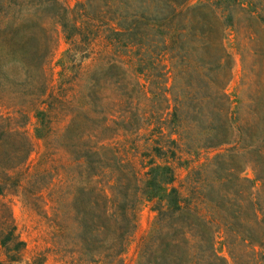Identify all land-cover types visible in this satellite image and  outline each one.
I'll return each instance as SVG.
<instances>
[{
    "label": "trees",
    "instance_id": "trees-1",
    "mask_svg": "<svg viewBox=\"0 0 264 264\" xmlns=\"http://www.w3.org/2000/svg\"><path fill=\"white\" fill-rule=\"evenodd\" d=\"M0 6L8 12L0 29L1 199L22 188L33 139L44 144L68 140L85 115L90 125L77 136L76 158L64 169L85 166L90 194L85 207L94 213L99 204L92 195L101 197L106 225L101 230L109 233L112 227L101 249L119 259L117 264H124L121 255L136 229L139 198L151 201L156 215L139 241V264H237L243 256L246 264H257L258 258L264 264V209L254 202L253 183L227 164L229 155L192 168L191 160L183 158L190 155L195 162L203 151L236 144L232 103L225 93L232 70L226 31L232 28L237 35L235 12L264 29V0H199L196 5L188 0H75L73 6L66 0H0ZM246 30L251 31L248 40L257 38L249 24ZM59 35L68 48L58 62L57 75L65 81L57 85L48 64ZM93 64H99L95 73L100 76L132 70L135 85L127 110H119L118 76L113 85L105 81V101L92 78V92L83 99L94 108H72L73 82ZM155 88L165 108L154 113L149 102ZM30 118L35 120L33 136L27 129ZM127 131L144 134L145 151L132 158L116 143ZM183 167L193 175L188 199L176 174ZM123 174L131 175L133 184L121 179ZM98 178L105 182L100 185ZM74 227L76 239L77 232L87 230L80 222ZM94 233L92 228L87 232ZM86 240H81L84 246L90 243ZM218 241L226 257L218 256ZM0 249L10 261H18L25 249L2 200Z\"/></svg>",
    "mask_w": 264,
    "mask_h": 264
},
{
    "label": "rangeland",
    "instance_id": "rangeland-1",
    "mask_svg": "<svg viewBox=\"0 0 264 264\" xmlns=\"http://www.w3.org/2000/svg\"><path fill=\"white\" fill-rule=\"evenodd\" d=\"M66 2L73 6L75 0H66ZM198 2L199 0H188L190 5H196ZM7 13L5 6H0V29L4 26L3 21L6 20ZM233 16L237 35L232 28L226 31L225 47L232 57V70L230 80L225 87V93L232 103V124L235 128L233 131L235 139L233 140L236 144L223 146L216 150L203 151L195 159V162H192L194 160L191 159L190 155L183 158L191 160L189 168H192L198 162L201 163L217 155H229L231 160L227 164L240 170L239 177L241 179H248L253 183L252 197L254 202L264 209V29L253 26L251 21L247 23V17L244 14L235 12ZM248 24L253 28L254 34L257 35L254 40L247 39L251 32L246 30ZM67 48L63 36L59 35L56 50L48 64L53 74V80L57 85L65 81L62 78L60 81L57 73L60 71L58 62L63 60ZM66 64L67 67L71 66L69 62ZM98 66L99 64H93L73 82L74 102L72 108H86V110L94 108L90 106V103L85 105L83 99V96L88 94L89 89L90 93L92 92V78L96 80L97 88L95 91L102 93L105 101V81L113 85L118 76L122 80L120 93L123 96L121 98L123 105L120 106L119 110H127L129 107H126L125 103L128 92L133 90V85H135L132 70H128L126 75L119 70H114L100 76L99 73H95ZM19 72V69L16 70V73ZM66 74L68 76L69 73ZM153 92L155 95L150 97L149 106L151 111L155 113L157 108L161 110L163 107L165 108V103L161 101V94L156 88L153 89ZM175 94L176 92L173 91L172 96ZM114 95L112 94L111 97ZM98 103L99 100L95 102V104ZM34 124L35 120L30 118L27 129L31 136H33ZM89 125L85 115H83L77 120L75 124L77 130L69 135L71 138L68 140L54 142L53 138L49 143L44 144L41 140L33 139L34 148L26 165L29 171L27 176L23 178L22 188L18 191H10L2 199L0 198L10 208L16 226V234L25 243V249L18 261H10L4 251L0 249V264L118 263L119 259L110 258L108 253L101 249L112 233V227L108 228L109 233L101 230L106 226L101 211V204H103L101 197L98 194L92 195L96 204H99L94 213L88 214L85 207V203L90 197L85 183V176L88 174L85 166H73L64 169V166L68 165V160L71 161V159L76 158L73 153L78 148L77 136L86 132ZM143 139L144 134L136 136L131 131H127L126 133H119L116 143L119 145L120 152L122 151L123 154L125 153L129 158H132V156L145 151ZM251 144L253 147L250 149L249 145ZM60 146H63L64 151L60 149ZM144 162L146 163L147 160ZM187 172L188 169L183 167L178 169L176 174L178 183L182 185L181 194L188 199V186L190 185L188 181H191L193 175H187ZM120 177L133 184L131 175L123 174ZM97 182L101 185L105 180L98 178ZM126 185L129 186L128 190L131 194L133 188L131 190V185ZM175 186L178 184L176 183ZM233 190L238 191V188L234 186ZM75 194H77V201L74 203L71 202V198ZM155 216V212L152 210V202L139 198L136 229L128 239L126 251L121 255L124 264H139L138 244L140 239L148 234L153 227ZM76 222L84 223L87 227L85 232H77V235L80 236L77 239L73 233ZM91 228L97 233L89 236L87 232ZM86 239H90V243L84 246L81 240L87 241ZM221 242L218 241L216 251L218 256L226 257V249ZM86 248L89 250H85ZM258 260L255 259L254 262L262 264ZM236 263H248L246 256L237 259Z\"/></svg>",
    "mask_w": 264,
    "mask_h": 264
}]
</instances>
